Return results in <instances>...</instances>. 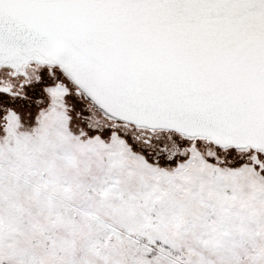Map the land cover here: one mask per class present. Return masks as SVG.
<instances>
[{"label":"snow or ice","instance_id":"6c2138e0","mask_svg":"<svg viewBox=\"0 0 264 264\" xmlns=\"http://www.w3.org/2000/svg\"><path fill=\"white\" fill-rule=\"evenodd\" d=\"M0 264H264V0H0Z\"/></svg>","mask_w":264,"mask_h":264}]
</instances>
